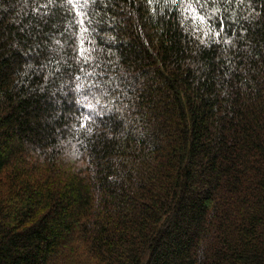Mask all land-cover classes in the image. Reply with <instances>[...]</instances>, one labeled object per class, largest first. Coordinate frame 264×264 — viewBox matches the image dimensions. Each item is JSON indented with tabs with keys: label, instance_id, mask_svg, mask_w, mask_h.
Segmentation results:
<instances>
[{
	"label": "trees",
	"instance_id": "trees-1",
	"mask_svg": "<svg viewBox=\"0 0 264 264\" xmlns=\"http://www.w3.org/2000/svg\"><path fill=\"white\" fill-rule=\"evenodd\" d=\"M0 264H264V0H0Z\"/></svg>",
	"mask_w": 264,
	"mask_h": 264
},
{
	"label": "snow or ice",
	"instance_id": "snow-or-ice-1",
	"mask_svg": "<svg viewBox=\"0 0 264 264\" xmlns=\"http://www.w3.org/2000/svg\"><path fill=\"white\" fill-rule=\"evenodd\" d=\"M68 2H69V3H73L74 0H68ZM149 2H151V0H149ZM175 2H176V0H173V3H175ZM83 22H84V21L81 20V23H83ZM217 35H219V33H217ZM80 43H81V45H83V44H84V41L81 40ZM84 55H85L84 48L81 47V48L77 51V56H78V57H84ZM86 99H87V98L85 97V100H86ZM87 106H88L89 109H92V110L88 112V114H87V118H86V120H85V123H84V124H81L80 127H85L86 124H87V121H88V120L93 119L95 115H99V113H96V112L94 111L93 106H92L91 104H88ZM101 111H103V109H101Z\"/></svg>",
	"mask_w": 264,
	"mask_h": 264
}]
</instances>
